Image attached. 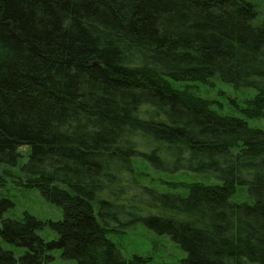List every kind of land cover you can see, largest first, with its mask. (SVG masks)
I'll return each mask as SVG.
<instances>
[{
  "label": "trees",
  "instance_id": "16d2710c",
  "mask_svg": "<svg viewBox=\"0 0 264 264\" xmlns=\"http://www.w3.org/2000/svg\"><path fill=\"white\" fill-rule=\"evenodd\" d=\"M264 0H0V166L61 218L0 197V264H155L107 237L141 220L184 252L179 264H264V130L167 80L211 78L264 117ZM132 158L216 181L185 194L141 184ZM9 171L0 169V186ZM246 186L251 202L230 201ZM147 204L149 212L139 215ZM45 225L57 236L45 240Z\"/></svg>",
  "mask_w": 264,
  "mask_h": 264
},
{
  "label": "rangeland",
  "instance_id": "374dc122",
  "mask_svg": "<svg viewBox=\"0 0 264 264\" xmlns=\"http://www.w3.org/2000/svg\"><path fill=\"white\" fill-rule=\"evenodd\" d=\"M264 16V9H259ZM168 83L175 89H183L193 93L195 96L207 100L210 108L223 115H233L245 118L248 126L257 127L264 130V117H244L242 110L254 97V90L250 88H235L229 83H225L216 78H211L207 82H178L171 79ZM21 157L16 166H0V169H7L9 175L5 183L0 186V197H7L13 206L4 213V218H19L22 213L27 212L42 221H57L61 218L60 209L48 202L38 192L36 188L26 187L18 183L24 179V173L20 170V165L27 160L28 147H19ZM129 165L135 177L141 184L156 188L163 192H174L185 194L192 183L202 182L214 184L215 180L206 178L203 175L189 172L167 173L151 168L144 160L132 158ZM230 201L236 203H249L251 197L246 186H238L230 197ZM143 211L139 215L146 216L149 212L148 205L145 204ZM43 239L49 240L57 236L55 232L45 225L37 232ZM107 237L118 247L125 258L133 255L146 258L150 263L155 264H179L185 256V252L174 243L168 235L156 232L148 228L141 220L134 222L122 232H111ZM0 244L19 256L22 248L12 244L0 242ZM53 258L47 264H77L75 260L64 259L60 256V250L51 252Z\"/></svg>",
  "mask_w": 264,
  "mask_h": 264
}]
</instances>
